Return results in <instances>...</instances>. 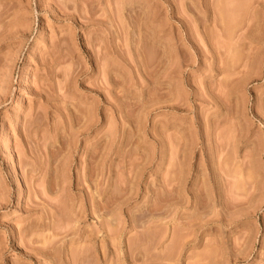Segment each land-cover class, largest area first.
Returning a JSON list of instances; mask_svg holds the SVG:
<instances>
[{
    "label": "rangeland",
    "instance_id": "obj_1",
    "mask_svg": "<svg viewBox=\"0 0 264 264\" xmlns=\"http://www.w3.org/2000/svg\"><path fill=\"white\" fill-rule=\"evenodd\" d=\"M84 1L0 0V264H264V0Z\"/></svg>",
    "mask_w": 264,
    "mask_h": 264
},
{
    "label": "bare ground",
    "instance_id": "obj_2",
    "mask_svg": "<svg viewBox=\"0 0 264 264\" xmlns=\"http://www.w3.org/2000/svg\"><path fill=\"white\" fill-rule=\"evenodd\" d=\"M87 1H90V0H85L84 2L85 3H87ZM134 1V0H133ZM133 1H131L132 3H133ZM92 3V2H91ZM88 4V3H87ZM60 5V4H59ZM131 6V8H130V10L129 11H131L130 13L132 14V15H134L135 13H133L134 12V10L136 9L135 8V5L134 4H130ZM132 15H131V17H132ZM79 18V17H78ZM85 18V17H84ZM83 18V19H84ZM100 18V17H99ZM81 19V18H80ZM94 19H95V16H94ZM93 19V20H94ZM85 20V19H84ZM87 20H90V19H87ZM130 20H131V18H130ZM133 20V19H132ZM80 21V20H79ZM95 21H97V20H95ZM100 21V20H99ZM90 22V21H89ZM96 23V22H95ZM129 24H131V23H129ZM132 25V24H131ZM132 28H133V25H132ZM133 30V29H132ZM133 32V31H132ZM134 34V33H133ZM134 36V35H133ZM65 205V204H64ZM52 206V205H51ZM62 207V206H61ZM66 208V207H65ZM50 210V209H49ZM51 210H53V209H51ZM51 212V211H50ZM53 212H55V211H53ZM53 212H51V213H53ZM73 213V212H72ZM49 214V213H48ZM55 214V213H54ZM60 214V213H59ZM50 215V214H49ZM52 216H54L53 214H52ZM56 217V216H55ZM53 218V217H52ZM68 218V217H67ZM56 220V219H55ZM64 222V221H63ZM63 222H61V223H63ZM56 223V222H55ZM51 224V223H50ZM60 225V224H59ZM67 225V224H66ZM52 226V225H51ZM54 226H55V224H54ZM62 226V225H61ZM67 227V226H66ZM66 227H64V228H66ZM58 228V227H57ZM56 228V229H57ZM54 229V228H53ZM52 229V230H53ZM54 231H57V230H54ZM32 233V232H31ZM54 234V233H53ZM55 237V236H54ZM48 249V248H47ZM51 249V248H50ZM42 250H43V248H42ZM49 250V249H48ZM45 251H46V249H45Z\"/></svg>",
    "mask_w": 264,
    "mask_h": 264
}]
</instances>
